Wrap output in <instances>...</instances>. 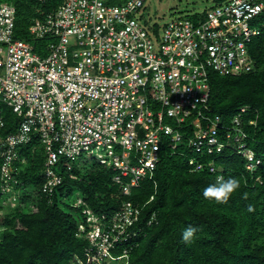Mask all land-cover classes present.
<instances>
[{"label":"built area","instance_id":"1","mask_svg":"<svg viewBox=\"0 0 264 264\" xmlns=\"http://www.w3.org/2000/svg\"><path fill=\"white\" fill-rule=\"evenodd\" d=\"M146 2L61 0L29 27L34 41H46L45 56L14 38L15 9L0 3V103L20 118L14 133L0 137V218L23 203L18 175L27 161L21 151L34 139L44 154L39 192L49 201L63 182L59 166L70 172L82 155L112 171L128 197L153 177L165 139L172 154L186 141L196 155L228 148L247 160L248 171L260 164L245 142L241 116L247 108L220 135L219 116L210 117L208 74L254 70L248 45L264 27V0H227L195 22L181 16L158 30L138 16ZM198 162H188L194 172L203 169ZM83 213L92 264H127L124 246L136 237L141 208L124 201L107 221L88 208ZM154 220L152 214L147 225ZM117 248H123L118 257L112 253Z\"/></svg>","mask_w":264,"mask_h":264},{"label":"trees","instance_id":"2","mask_svg":"<svg viewBox=\"0 0 264 264\" xmlns=\"http://www.w3.org/2000/svg\"><path fill=\"white\" fill-rule=\"evenodd\" d=\"M5 1L15 9L14 38L45 56L46 41H34L29 27L44 13L58 8L61 0L44 5L33 0ZM225 1L215 0V4ZM202 14L190 18L195 22ZM146 25L159 29L154 22ZM248 49L253 71L231 76L208 74V104L210 117L219 116L221 120L220 135L230 130L241 108L248 109L241 116L245 142L260 161L252 172L246 169L247 160L228 148L220 155H196L184 141L172 154L165 139L153 177L142 179L128 197L113 183L112 171L90 160L83 165L75 162L70 172L59 166L57 172L63 182L49 201L39 192L44 154L34 139L21 151L27 161L18 175L25 188L23 203L0 218L4 227L0 234V264H92L89 241L84 238L89 226L83 210L88 208L107 221L124 201L141 208L132 228L136 237L124 246L130 250L127 264H264V27ZM0 113L4 121L0 137H5L15 132L20 118L1 104ZM250 120L255 126L248 124ZM220 140L224 138L220 136ZM191 159L199 160L203 169L194 172L188 163ZM211 163L219 172H209ZM63 164L61 159L59 165ZM218 176L236 178L241 183L239 191L225 204L203 196L204 188ZM152 214L155 220L147 225ZM187 227L197 229L191 243L181 238ZM122 251L117 248L112 253L118 257Z\"/></svg>","mask_w":264,"mask_h":264},{"label":"rangeland","instance_id":"3","mask_svg":"<svg viewBox=\"0 0 264 264\" xmlns=\"http://www.w3.org/2000/svg\"><path fill=\"white\" fill-rule=\"evenodd\" d=\"M0 3H6L0 0ZM215 6V0H147L144 9L139 13L141 20L154 22L159 26L181 16H192L196 13H204ZM1 105H4L0 103ZM81 164L90 161L86 155L81 156Z\"/></svg>","mask_w":264,"mask_h":264},{"label":"clouds","instance_id":"4","mask_svg":"<svg viewBox=\"0 0 264 264\" xmlns=\"http://www.w3.org/2000/svg\"><path fill=\"white\" fill-rule=\"evenodd\" d=\"M241 187V183L236 178L225 179L223 176L218 177L213 183L209 184L203 190V196L215 203L225 204L236 194ZM197 229L187 227L182 232V240L185 243L193 242Z\"/></svg>","mask_w":264,"mask_h":264}]
</instances>
